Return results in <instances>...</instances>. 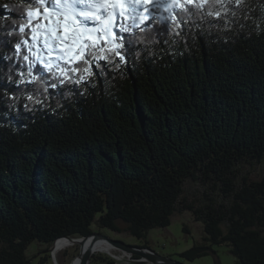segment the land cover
<instances>
[{"label": "trees", "instance_id": "1", "mask_svg": "<svg viewBox=\"0 0 264 264\" xmlns=\"http://www.w3.org/2000/svg\"><path fill=\"white\" fill-rule=\"evenodd\" d=\"M28 7L0 0V264H31L32 242L45 264L57 240L87 237L93 223L150 249L147 233L184 211L204 236L181 259L220 264L223 246L234 264H264V0L203 19L209 5H185L190 18L175 7L178 27L160 9L147 32L122 33L133 41L124 61H93L85 80L48 91L41 65L39 79L27 75ZM89 264L120 263L93 253Z\"/></svg>", "mask_w": 264, "mask_h": 264}, {"label": "snow or ice", "instance_id": "2", "mask_svg": "<svg viewBox=\"0 0 264 264\" xmlns=\"http://www.w3.org/2000/svg\"><path fill=\"white\" fill-rule=\"evenodd\" d=\"M23 2L29 7L26 10L27 20L20 25L19 32L23 34L26 27L30 28L32 43L29 44L28 39L22 42L28 47L29 54L35 57L30 62L27 75L31 77L29 82L39 79L38 75H33V68L37 63L41 65L50 74L42 80V84L46 85L44 91H48L49 87L55 89L66 81L79 84L87 75L93 74L91 70L93 61L97 62L96 68L102 67L99 64L101 60L111 63L113 56L124 61L125 56L120 50L125 47L126 42L131 45L133 41L131 37L122 33H131L136 28L147 32L146 22L155 21L156 14L161 8L169 12L178 27L179 23L176 22L175 16H172V9L175 7L187 11L190 18L194 13L186 9L185 5L192 4L198 10H202L204 5H209L208 10L201 15L203 19L204 16L212 15L220 17L222 12L230 11L226 5L233 2L240 5L242 0H183V3L181 0H23ZM149 5L151 7H148ZM216 5H220V9H215ZM232 15L236 13L233 11ZM223 18L228 19L227 15ZM166 19L168 17H159L160 22ZM34 21L36 22L33 23ZM141 24H145V27H140ZM15 48L19 53L21 42H16ZM29 59V55L23 56L24 61ZM49 80L56 82L48 83ZM27 99L33 101L34 98L29 95ZM35 102L39 103L38 100Z\"/></svg>", "mask_w": 264, "mask_h": 264}, {"label": "rangeland", "instance_id": "3", "mask_svg": "<svg viewBox=\"0 0 264 264\" xmlns=\"http://www.w3.org/2000/svg\"><path fill=\"white\" fill-rule=\"evenodd\" d=\"M148 7H151L150 5ZM163 9V8H161ZM127 21H125L126 23ZM258 171H264V159L256 166ZM192 183H186L184 196L189 201H197L201 195L200 189L195 187ZM197 191V192H196ZM93 233H99L115 241H120L129 246H140L143 241H140L132 237L127 232L115 233L107 229H100L96 223L92 225ZM203 227L199 222H195L190 212L184 211L175 213L171 218V223L167 228L154 229L147 233L146 241L150 250L158 255L166 256L171 258L173 261L182 262L184 264H214L213 256L197 258L193 261H185L178 255L185 250L189 249L195 243H200L202 240ZM80 238H61V240L76 241ZM60 241V240H59ZM58 242V241H57ZM55 242V244H57ZM54 244V245H55ZM54 245L52 246L54 248ZM85 246V245H84ZM80 245H75L60 251L57 255L53 253V250H49L47 253L50 256V261L45 264H70V262L78 257L80 254ZM45 246L38 242H32L27 250V255L31 258V264H39L40 258L43 254L40 250H43ZM217 252L220 264H234L236 259L229 253V249L226 247H213ZM86 251V250H85ZM112 255L126 258L124 254H128L122 250L114 248L113 251L106 252H95L94 254ZM129 255V254H128ZM74 257V258H73ZM149 263V262H148Z\"/></svg>", "mask_w": 264, "mask_h": 264}, {"label": "water", "instance_id": "4", "mask_svg": "<svg viewBox=\"0 0 264 264\" xmlns=\"http://www.w3.org/2000/svg\"><path fill=\"white\" fill-rule=\"evenodd\" d=\"M90 238H94L92 246L86 252H84V253L80 252L78 257H76L80 261L79 264H89L90 263V258L92 256V254L94 253V251H93L94 245L99 240H103V241L107 242L108 244H110L113 248L122 250V251H124V252H126L132 256L142 258L145 261L149 262L150 264H184L182 262L173 261L169 257L158 255L150 249H143V248H140L138 246H129V245H126L120 241H115L113 239H110V238H108L104 235H101L99 233H92L91 235L77 239L76 241L80 240L82 242L80 246L82 247L84 245V243ZM68 240H69V238H68ZM51 249L53 250V247Z\"/></svg>", "mask_w": 264, "mask_h": 264}, {"label": "bare ground", "instance_id": "5", "mask_svg": "<svg viewBox=\"0 0 264 264\" xmlns=\"http://www.w3.org/2000/svg\"><path fill=\"white\" fill-rule=\"evenodd\" d=\"M93 241H94V238L88 239L84 243L85 246L83 245L82 247H80V252L81 253L86 252L92 246ZM81 243L82 242L80 240L79 241L60 240V241L57 242V244L54 245L53 253L55 255H57L60 251L66 249V248L75 246V245H81ZM113 250H114V248L110 244H108L107 242H105L103 240H99L94 245V248H93L94 253L95 252H106V253H109V252H111ZM79 263H80V261L76 257L70 262V264H79Z\"/></svg>", "mask_w": 264, "mask_h": 264}, {"label": "built area", "instance_id": "6", "mask_svg": "<svg viewBox=\"0 0 264 264\" xmlns=\"http://www.w3.org/2000/svg\"><path fill=\"white\" fill-rule=\"evenodd\" d=\"M59 240H61V239H59ZM59 240H57V241H59ZM124 255L126 256V258H123V259L121 257L112 256V255H109V257L111 259H113L116 263H120V264H129V263L150 264L142 258L137 257L138 259H135L134 256H132L130 254L129 255L124 254Z\"/></svg>", "mask_w": 264, "mask_h": 264}]
</instances>
